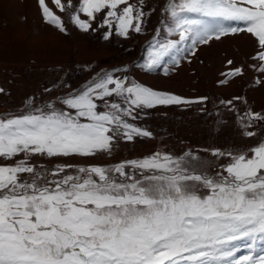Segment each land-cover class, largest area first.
<instances>
[{
  "label": "snow or ice",
  "instance_id": "1",
  "mask_svg": "<svg viewBox=\"0 0 264 264\" xmlns=\"http://www.w3.org/2000/svg\"><path fill=\"white\" fill-rule=\"evenodd\" d=\"M36 5L42 22L60 34L99 33L105 42L143 34L156 12L146 0ZM161 15L136 65L141 71L170 77L201 46L243 35L253 48L247 67L259 74L254 84L264 86V0H165ZM127 72L101 69L78 88L57 85L52 100L29 97L19 114H0V264H264V138L84 163L111 157L121 143L155 139L136 123L151 110L199 105L207 112V96L155 89ZM220 75L218 83L228 85L245 66ZM219 104L242 140L264 136V111L239 95ZM215 123L217 132L228 127Z\"/></svg>",
  "mask_w": 264,
  "mask_h": 264
},
{
  "label": "rangeland",
  "instance_id": "2",
  "mask_svg": "<svg viewBox=\"0 0 264 264\" xmlns=\"http://www.w3.org/2000/svg\"><path fill=\"white\" fill-rule=\"evenodd\" d=\"M146 2L156 8V12L146 21L143 34H133L128 40L113 38L105 42L99 33L87 35L72 31L68 36L60 34L42 22L36 0H0V88L4 89L0 93V114H19V109L29 97H34L37 103L54 99L60 94L56 86L62 82L78 88L101 69L127 66L129 79L146 86L188 98L207 96L208 101L203 105L207 112L201 113L199 105H193L189 110L176 107L151 110L136 123L151 130L155 139L121 143L111 157L99 156L84 163L107 166L156 150L182 154L189 148L254 145L264 138L258 136L242 140L234 117L219 104L220 100L239 95L248 101L252 109L264 111V86L254 84L259 74L247 67L252 63L251 42L243 35L224 37L201 46L197 55L191 57V62L182 61L170 77L145 73L136 65L143 63L152 35L161 26L160 11L165 0ZM160 38H164L163 32ZM146 41L148 44L142 47ZM229 59L234 61L232 66L226 63ZM240 65L245 66L242 78H235L228 85L218 83L222 72ZM45 87L53 91L45 93ZM237 103L239 107H245ZM217 119L227 121L228 127L217 132ZM208 159L212 158L209 156ZM56 162L37 161L46 167H53ZM244 251L246 249H241V252Z\"/></svg>",
  "mask_w": 264,
  "mask_h": 264
},
{
  "label": "bare ground",
  "instance_id": "3",
  "mask_svg": "<svg viewBox=\"0 0 264 264\" xmlns=\"http://www.w3.org/2000/svg\"><path fill=\"white\" fill-rule=\"evenodd\" d=\"M35 11V10H34ZM33 13H35V12H33ZM31 14V13H30Z\"/></svg>",
  "mask_w": 264,
  "mask_h": 264
}]
</instances>
